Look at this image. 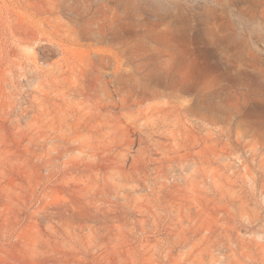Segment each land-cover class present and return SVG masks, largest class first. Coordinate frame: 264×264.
<instances>
[{"label":"rangeland","instance_id":"374dc122","mask_svg":"<svg viewBox=\"0 0 264 264\" xmlns=\"http://www.w3.org/2000/svg\"><path fill=\"white\" fill-rule=\"evenodd\" d=\"M0 264H264V0H0Z\"/></svg>","mask_w":264,"mask_h":264}]
</instances>
